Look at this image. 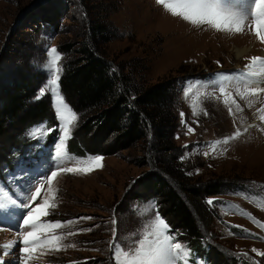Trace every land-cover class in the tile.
Here are the masks:
<instances>
[{
  "label": "rangeland",
  "instance_id": "1",
  "mask_svg": "<svg viewBox=\"0 0 264 264\" xmlns=\"http://www.w3.org/2000/svg\"><path fill=\"white\" fill-rule=\"evenodd\" d=\"M237 2L247 4L250 0ZM91 21L106 28L109 41L100 42L98 47L113 67L131 73L146 86L174 82L177 127L175 148L169 155L180 172L200 189L215 181L233 185L221 194L205 196L201 202L205 214L198 222L205 240L223 253L224 264H264V255L257 254L264 253V228L259 226L264 224V122L259 119L264 92L241 99L236 88L243 91V82L217 77L233 76L246 70L251 58H264V43L249 26L241 33L216 31L207 25L194 27L169 14L157 0H0V88L20 73L34 81L36 94L50 101L56 121L53 129L57 130L53 147L44 150V159L33 161L29 157L17 163L3 183L7 189L0 182V188L17 200L16 207L0 212V252L3 245L20 240L19 223L27 211L20 205L27 202L39 182L51 171L75 167L77 160L89 157L102 156L103 166L88 174L61 172L52 185L56 207L42 217V221L65 225L57 230L66 236L62 241L65 247L38 254L30 264H115L117 243L132 247L157 213L163 218L153 201L137 200L140 179L157 171L152 133L148 141L114 152H107L106 144L101 146V154L77 156L68 151L70 141L81 139L92 145V139L78 134L85 118L77 113L70 138L63 137L56 99L46 89L49 72L45 65L49 50L56 48L64 69L75 51L66 52L62 47H78L89 35ZM243 45L249 46V52L238 58L234 47ZM221 87L232 93L242 111L235 104L224 103ZM186 91L190 92L187 97ZM197 96L201 103L194 115ZM48 130L37 137L44 138L52 129ZM237 131L241 133L238 138L212 150L210 146L216 141ZM5 144L0 139V146ZM47 189L45 184L43 194ZM41 202L38 199L32 206ZM69 244L75 246L66 247ZM21 247L16 243L10 253L0 255V262L20 264Z\"/></svg>",
  "mask_w": 264,
  "mask_h": 264
},
{
  "label": "trees",
  "instance_id": "2",
  "mask_svg": "<svg viewBox=\"0 0 264 264\" xmlns=\"http://www.w3.org/2000/svg\"><path fill=\"white\" fill-rule=\"evenodd\" d=\"M87 29L89 35L78 47H62L66 52L74 50L75 56L63 69L59 83L66 103L85 118L78 134L92 139L94 147L78 139L69 142L68 151L77 156L101 154V146L106 144V151L114 152L148 141L152 133L157 171L140 179L137 200L155 203L170 228L169 234L190 250L189 263L224 264L223 253L203 237L198 217L205 214L201 203L205 196L221 194L233 185L215 181L200 189L170 157L177 127L174 82L138 83L135 76L113 67L100 52L98 44L109 41L106 28L99 21H91ZM36 93L34 81L21 73L0 88V139L7 143L0 146V182L6 189V178L15 165L29 157L33 161L44 159V150L52 148L57 137L50 101ZM41 127L52 130L44 138L33 136Z\"/></svg>",
  "mask_w": 264,
  "mask_h": 264
},
{
  "label": "snow or ice",
  "instance_id": "3",
  "mask_svg": "<svg viewBox=\"0 0 264 264\" xmlns=\"http://www.w3.org/2000/svg\"><path fill=\"white\" fill-rule=\"evenodd\" d=\"M157 3L163 6L172 16L179 17L194 27L207 25L216 31L241 33L246 26H249L254 31L258 40L264 43V0H250L247 4H235L232 0H157ZM48 56L49 60L45 65L49 72L46 89L56 99L57 118L61 122L60 128L63 132V137L70 138L71 126L75 124L78 117L65 103L60 92L59 82L63 71L60 64L62 56L56 48H51ZM239 79L243 82L244 90L241 91L237 87L236 95L241 99L249 95L258 96L264 92V58H251L250 64L246 65V71L240 74ZM220 92L225 97L224 103L226 105L235 104L237 110L242 111L240 105L236 103L232 93L226 87H221ZM43 94L45 92L42 89L41 95ZM185 95L186 97L189 96L190 92L186 91ZM200 103V96H197L193 100L194 115L197 114L196 109L199 108ZM200 110L202 111V109ZM229 112H232L231 107L229 108ZM259 112L261 113L259 119L264 122V108L259 109ZM47 131L49 130L41 127L35 129L32 135L40 136ZM189 131L193 130L189 129ZM240 134L237 131L233 136L218 140L210 147L212 150H215L218 145L227 144L230 140L238 138ZM102 160V156L77 160L75 167H64L53 170L50 175L41 180L38 186L28 194L27 202L20 205L27 209L19 223L21 231L18 235L20 236V240L3 245V251L0 252V255L10 253L16 243H21L23 247L19 249L20 264H30L33 259L38 258V254L63 250L65 245H63L62 241L66 236L58 234L57 230L65 227V225L59 222L42 221V217L47 216L49 210L56 207L54 202L55 190L52 188L53 182L61 172L88 174L102 167ZM45 184L48 186L46 195L43 194ZM38 199H41L42 202L33 207L32 205ZM208 203L212 204L213 201L209 200ZM16 206L17 200L11 198L6 190L0 188V212L8 211L10 207ZM248 215L250 216V214ZM257 223L259 224V222ZM259 226L264 228V224H259ZM82 231H91V229H84ZM75 234L68 233L67 235ZM140 236L141 238L134 241L133 246L130 248H123L118 243L116 244L114 253L115 264H188L190 250L180 242H174V237L169 234V226L158 213L151 223L145 226ZM74 246L69 244L66 247ZM257 254L264 255V253L259 252Z\"/></svg>",
  "mask_w": 264,
  "mask_h": 264
},
{
  "label": "bare ground",
  "instance_id": "4",
  "mask_svg": "<svg viewBox=\"0 0 264 264\" xmlns=\"http://www.w3.org/2000/svg\"><path fill=\"white\" fill-rule=\"evenodd\" d=\"M232 2L233 3H235V4H239L238 2H237V0H232ZM234 51H235V55H236V57H242L247 51L249 52V46L247 45V46H245V45H243V46H235L234 47ZM246 70H242L241 72H239V73H235L233 76H228V75H226V74H220V75H218L217 77H218V79H235V80H239L240 81V79H239V77H240V74L241 73H243V72H245ZM251 79V78H250Z\"/></svg>",
  "mask_w": 264,
  "mask_h": 264
}]
</instances>
